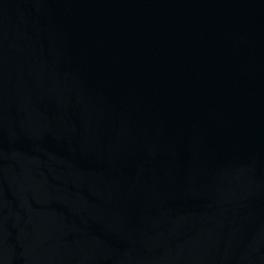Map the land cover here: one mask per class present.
I'll return each instance as SVG.
<instances>
[{"label": "water", "instance_id": "obj_1", "mask_svg": "<svg viewBox=\"0 0 264 264\" xmlns=\"http://www.w3.org/2000/svg\"><path fill=\"white\" fill-rule=\"evenodd\" d=\"M0 264H264V0H0Z\"/></svg>", "mask_w": 264, "mask_h": 264}]
</instances>
